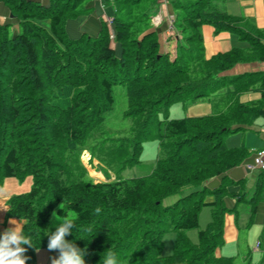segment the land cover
<instances>
[{"label":"trees","instance_id":"obj_1","mask_svg":"<svg viewBox=\"0 0 264 264\" xmlns=\"http://www.w3.org/2000/svg\"><path fill=\"white\" fill-rule=\"evenodd\" d=\"M220 1L170 0L169 39L175 45L164 49L152 24L161 0H104L113 7L112 23L102 20L96 35L76 39L69 37L66 21L89 13L85 0H0L17 24L0 23V182L32 175L31 189L12 195L7 210V217L27 221L25 232L35 231V245L25 246L26 264H34L36 248L47 247L43 233L53 212L74 220L76 233L66 239L87 249L86 264H100L109 252L117 264H237L234 256L216 254L231 211L225 197L251 204L254 214L264 199V170L247 198L245 181L226 173L249 156V148L230 147L226 138L264 118V69L229 71L264 61V29L255 18L220 8ZM205 24L215 33H235L249 46L207 58ZM116 84L125 86V115L132 119L122 133L106 124ZM252 91L261 98L241 101ZM175 101L185 108L207 101L213 110L170 118L167 109ZM149 139L160 148L152 171L121 177L140 163ZM85 150L115 177L95 181L81 159ZM219 176L220 183L210 187ZM233 184L243 186L232 193ZM205 205L211 220L192 241L186 231L199 227ZM169 229L176 232L174 250L163 255Z\"/></svg>","mask_w":264,"mask_h":264},{"label":"crops","instance_id":"obj_2","mask_svg":"<svg viewBox=\"0 0 264 264\" xmlns=\"http://www.w3.org/2000/svg\"><path fill=\"white\" fill-rule=\"evenodd\" d=\"M41 2L42 4H49L50 0H33ZM222 7L226 9L229 13L233 15H244L248 17L255 18V21L258 27L264 29V0H221ZM220 1V3H221ZM86 7L91 8L89 13L79 15L75 18H69L66 21V31L72 39L81 37L83 34L87 35H96L101 27L102 20H108L109 17L113 15L112 5L104 3V0H85ZM219 3V5H220ZM172 5L170 0H161L155 16L158 18V24L153 26L159 34V39L164 47V43L167 49L170 46L175 45L174 40H169L171 35V29L169 25V19L172 17ZM14 23V26L17 27L16 19L10 14L9 8L5 3L0 2V23ZM203 37H204V46H205V55L207 58L211 57L214 54L219 52L229 51L232 47H248L249 43L247 41L240 40L239 37L229 31H221L215 33L213 26L205 24L202 27ZM116 47L117 54L120 53L121 49L118 44L114 43ZM264 69V61H254L239 63L233 69L229 71L231 74L241 73L244 71ZM241 101H252L261 98L260 92H246L241 95ZM213 110L212 104L207 101L197 102L187 106L185 111V116L195 117L201 115L210 114ZM259 125L252 127L246 131H240V138L237 140L234 139V136L229 135L226 138V143L230 147L239 146L241 144L246 145L249 148L250 154L245 160H250L252 154L255 150L264 146V118L258 120ZM237 133V134H238ZM235 135V134H234ZM244 160V161H245ZM227 176L234 181H245V186L243 184L231 185L228 187V191L232 193L238 192L242 186L243 189L247 191V198L255 192L256 182L258 171L247 172L243 167L242 163L227 171ZM221 177H217L211 180L208 185L210 187L217 186L220 183ZM4 183V179L0 184ZM8 187L2 189L0 186V193H3V198L5 199L6 206H8L9 198L14 195L12 193H5L9 191ZM16 194V193H15ZM3 199V200H4ZM212 197L209 199L211 200ZM241 203V204H240ZM225 204L231 211H228L224 216V225H223V239L224 242L221 246L216 249V254L218 256H234L238 258L240 255V240H239V230L241 228H251L255 227L254 233L263 232L264 233V199H261L256 204V211L253 214L252 205L247 202H238L235 197L226 196ZM209 207L210 215L206 217V212L204 220L208 224L211 220V207ZM8 209L0 210V231H3L5 228L12 226L9 223L10 218L16 221H19V217H7ZM7 217V218H6ZM188 235V234H187ZM189 237V235H188ZM190 238V237H189ZM191 239V238H190ZM255 239H253L254 241ZM258 239H256L257 241ZM193 241H197L193 240ZM256 243V242H255ZM255 243L249 246V251L247 256H242L245 259L244 264H264V245L261 251H254L253 247ZM250 252V253H249ZM253 253V255H250ZM248 256H251V262L248 260Z\"/></svg>","mask_w":264,"mask_h":264},{"label":"rangeland","instance_id":"obj_3","mask_svg":"<svg viewBox=\"0 0 264 264\" xmlns=\"http://www.w3.org/2000/svg\"><path fill=\"white\" fill-rule=\"evenodd\" d=\"M222 2L220 3V8L222 7ZM224 9V8H223ZM171 36V35H170ZM170 40V39H169ZM172 40V39H171ZM166 47L164 43V48ZM114 93H115V104L112 109V111L109 113V116L107 117L106 124L107 127L112 132H124L126 129H128L132 124V119L129 116L125 115V110L128 106V99H127V93L125 86L122 84H116L114 87ZM187 108V107H186ZM186 108L183 106L182 102L175 101L172 102L167 109V114L170 118L172 117H183L185 116ZM160 116L162 113L159 114ZM162 117V116H161ZM231 136H234V139L237 140L240 138V133L238 134H232ZM160 154V148L159 143L156 139H149L146 140L143 143L142 152L140 155V163L126 168L123 170L120 174L121 177L124 178H130V177H136V176H142L150 173L154 167V164L156 162V159L158 155ZM82 162L86 166L89 174L95 179V181H103L106 179H113L115 177V174L108 170L107 168L103 167L102 164L99 163L97 159L91 158V154L85 150L82 153L81 156ZM98 172L100 176L95 174V172ZM33 185V179L32 175L26 174L24 178H16V177H8L4 179V183L0 184L1 188L4 189L8 187V189H12L9 191H5V193H12V194H19L24 193L31 189ZM178 194L170 196L166 199L165 203H172L176 198ZM211 196L207 197V200H209ZM3 193H0V205L6 206L5 199L3 200ZM241 204V203H240ZM4 208H0L1 211H3ZM206 212V217L210 215V210L208 206H202L199 211V227L189 229L186 231V233L189 235L191 240L198 239V231L200 229H204L207 225L206 221L204 220ZM7 213L5 212V216ZM7 218V217H6ZM57 222L54 220V217H52V220L50 222V228L49 230H54L55 224ZM255 227L251 228H241L239 230V240H240V255L238 258H236L237 264H244L245 259L242 257L247 256V252L249 251V246H251L256 242V239L262 240L264 233L259 232L254 233ZM253 239H255L253 241ZM176 240V232L172 229L167 230L163 235V241L164 245L162 247V254L163 255H171L174 250ZM250 253V252H249ZM58 255L56 251H49L47 247H39L36 248L34 251V264H51V259ZM250 255H253L251 253Z\"/></svg>","mask_w":264,"mask_h":264},{"label":"clouds","instance_id":"obj_4","mask_svg":"<svg viewBox=\"0 0 264 264\" xmlns=\"http://www.w3.org/2000/svg\"><path fill=\"white\" fill-rule=\"evenodd\" d=\"M0 208L9 209L10 207L0 205ZM53 217L57 222L54 230L48 229L43 233L48 237L47 249L58 253L51 259V264H86L87 249L77 246L75 240L66 239L70 233H76L74 220L58 218L55 212ZM9 223L12 226L0 231V264H26L28 257L24 255L27 250L25 246L35 245L32 240L35 231L25 232L27 221L22 218L19 221L10 218ZM99 262L100 264H117L115 254L111 252L103 255Z\"/></svg>","mask_w":264,"mask_h":264},{"label":"built area","instance_id":"obj_5","mask_svg":"<svg viewBox=\"0 0 264 264\" xmlns=\"http://www.w3.org/2000/svg\"><path fill=\"white\" fill-rule=\"evenodd\" d=\"M107 22L109 24L112 23V17H109ZM152 24L156 26L158 24V18L157 16H153L152 18ZM169 25L170 29L172 30V17L169 19ZM242 167L247 172H253V171H259L264 170V146L255 150L254 153L251 156L250 160H245L242 162ZM264 245V236L262 240H257L253 249L254 251L258 252L262 250V247Z\"/></svg>","mask_w":264,"mask_h":264},{"label":"bare ground","instance_id":"obj_6","mask_svg":"<svg viewBox=\"0 0 264 264\" xmlns=\"http://www.w3.org/2000/svg\"><path fill=\"white\" fill-rule=\"evenodd\" d=\"M93 172H95V171H93ZM95 174H97L98 176H100V174L98 172H95Z\"/></svg>","mask_w":264,"mask_h":264}]
</instances>
